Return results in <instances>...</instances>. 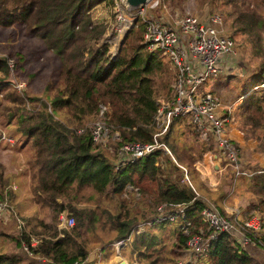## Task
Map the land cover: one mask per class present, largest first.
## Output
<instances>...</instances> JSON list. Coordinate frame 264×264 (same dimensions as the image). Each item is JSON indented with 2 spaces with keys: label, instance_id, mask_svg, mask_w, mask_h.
Here are the masks:
<instances>
[{
  "label": "trees",
  "instance_id": "16d2710c",
  "mask_svg": "<svg viewBox=\"0 0 264 264\" xmlns=\"http://www.w3.org/2000/svg\"><path fill=\"white\" fill-rule=\"evenodd\" d=\"M100 3L112 1L0 0V28L21 25L35 40L36 52L51 53L57 61L46 87L28 93L26 83L17 91L18 57L16 62L0 50V106L5 116L0 122V147L28 151L23 164L27 189L39 209V215L13 211L15 191L0 164V203L6 206L0 224L7 230L0 231V264H18L23 258L18 250L23 248L27 255L41 257L48 264H92L88 255L95 248L128 237L133 226L151 219L162 202L187 205L190 234L210 232L199 212L205 200H212L199 194L200 182H194L195 191L180 187L181 170L159 150L119 170L113 168L119 143L151 141L157 78L165 68L161 57L141 42L140 27L128 31L118 56L109 60L107 43L102 41L106 25L93 22L90 15L91 8ZM231 4L230 27L255 43L259 19L247 9L245 0ZM251 47L257 57L262 54L260 45L259 49L255 44ZM24 54L20 61L27 57ZM263 68L259 61L257 82L263 81ZM260 94L262 99L252 100L250 95L243 100V107L250 109L248 119L258 111L264 114V92ZM102 102L108 106L105 121L110 133L117 132V139L93 143L87 123L94 120ZM183 121L176 119L162 140L193 180L191 164L212 144L198 140L194 129ZM174 126L181 146L170 139ZM252 180L260 190L263 187L264 197V176L255 175ZM126 184L138 188V201L120 195ZM61 217L72 223L61 224ZM263 235L248 237L259 246ZM187 239L177 222L163 221L147 226L130 240L127 249L138 264H174L186 256ZM200 256L202 264H258L227 232L211 240Z\"/></svg>",
  "mask_w": 264,
  "mask_h": 264
},
{
  "label": "built area",
  "instance_id": "2783aa9c",
  "mask_svg": "<svg viewBox=\"0 0 264 264\" xmlns=\"http://www.w3.org/2000/svg\"><path fill=\"white\" fill-rule=\"evenodd\" d=\"M121 2L123 7L115 18L112 31L120 35L130 27L131 21H137L142 27L141 42L148 51L159 53L167 61L172 72V81L168 97L163 100L155 99L156 106L151 117L154 130L151 141L140 143L134 140L119 143L115 149L117 158L113 163L114 170L144 158L155 150L163 152L169 160L175 161L162 136L169 126L179 119L194 129L199 140L210 142L215 155L226 162L235 175H248L247 171L239 168L237 147L228 136L229 106H223L218 96L204 87L207 78L225 73L226 67L221 60L233 55L234 52L235 44L225 32L222 15L211 11L202 15L185 14L174 19H163L150 14L151 10L158 7V0H146L136 7L128 6L125 0ZM11 63L10 59L8 65L11 66ZM259 86L264 87V80ZM14 88L20 91L23 84L15 81ZM107 110L108 106L100 103L98 113L89 125L93 143H106L107 139L111 141L117 139V134L113 135L117 132L110 133V126L105 121L104 115ZM7 141L11 142L10 139ZM179 167L181 170L179 186L186 184L195 191L186 169L181 165ZM125 188H130V191L135 193L133 198H137L135 187L127 184ZM186 208L187 205L179 203H159L151 219L135 224L131 233L140 234L152 223L177 222L181 234L188 236L186 251H189V256L178 259L174 264H192L191 256L204 252L210 241L220 233L233 234L243 246L250 241L248 234L257 237L261 228L258 215H250L241 221H235L220 214L211 202L205 200L199 215L210 232L205 236L200 232L190 234L191 224L185 217ZM5 209L6 206L0 203V215ZM60 219L61 224L72 223L71 219L63 217ZM36 242L37 240L32 244ZM127 242L128 237L112 242L111 247L117 251ZM23 250L27 252L26 248Z\"/></svg>",
  "mask_w": 264,
  "mask_h": 264
},
{
  "label": "rangeland",
  "instance_id": "374dc122",
  "mask_svg": "<svg viewBox=\"0 0 264 264\" xmlns=\"http://www.w3.org/2000/svg\"><path fill=\"white\" fill-rule=\"evenodd\" d=\"M111 1L112 3L97 4L90 10L93 22L104 23L106 25L102 41L107 43L109 60L114 58L119 36L123 35V33L116 35V33L112 31V25L114 24L119 11L123 7V4L121 0ZM158 2V7L150 11V14L153 15V17L159 16L163 19H174L185 14L202 15L211 11L222 15L225 32L232 38L235 48L233 55L224 57L221 60L223 62L222 64L226 67L225 73H222L217 77L207 78L204 87L208 89L213 86L214 89L212 90L215 93L217 92L216 95L221 99V104L223 106H226L228 101L232 102L231 107H233L234 113L236 111L235 115L239 117L240 112L238 113L237 110L239 108L238 103L240 102H238L237 99L234 100L235 93H237V95L239 93L244 94L245 90L250 88L253 84L258 83L257 79H255L257 72L259 71L258 63L259 61L264 63V0H245L247 9L259 19L257 25V33L259 36L256 35L259 40L255 43L253 41L251 42L250 37L246 34L234 31V28L230 27L231 18L228 16V13H230V10L232 9V0H220L217 2L214 0H158ZM138 27L142 29L141 25L134 20L131 21V25L128 29L137 31ZM140 34L142 37V33ZM35 43L36 42L33 38L28 37L24 33L22 26L19 24L8 28H0V50H4V52L11 57L13 56L16 59V62L18 57L19 62L16 63L17 75L15 76L24 86L27 83L28 93L46 87L47 76L52 73L57 66V61L51 53L39 52L38 54L36 52ZM251 44H255L258 49L260 45L262 54L260 53L259 57L255 55V47L252 48ZM24 53H26L27 57L20 61V56L25 55ZM157 54L159 55V53ZM161 59L162 66L165 70L161 71L160 77L157 78V92L155 93L156 100H163L168 97L172 81V72L169 70L170 68L165 62L166 60L162 57ZM262 72V80H264V68ZM1 107L2 106H0V122H3L5 121V116ZM255 113L263 117L259 111ZM92 122L93 121H89L87 123L88 126L91 125ZM180 126L183 127L182 125ZM175 128L176 126L172 129L170 139L176 141V144H179L178 141H182V138L177 137ZM179 130L180 127L178 128V131ZM115 134L117 133H114L113 135ZM183 139L186 140L185 134H183ZM179 145L181 146L182 144ZM27 153L28 151L26 149L23 151L18 146L15 149H10V146L8 148L6 146L0 147V164L3 165L5 173L10 176V184L15 191L13 205L11 206L13 211H17L21 215H30L33 214V212H36L35 214L39 215V209L37 206L33 205L30 193L27 189V176L23 165ZM180 179L181 177H179L178 184H180ZM183 185L187 186L186 184ZM132 186L135 187L134 185ZM120 195L128 199H133L135 193L130 191V188H125ZM139 197H141V195H139ZM134 199H136L135 202L138 201V198L135 197ZM61 216H63V214ZM5 230V227L0 224V231ZM99 234L101 233L99 232ZM257 243L259 246H256L249 241L247 243L249 244L247 245L248 247H245V252L254 259L256 258V261H258L259 258H264V249L261 248L262 246L264 247V242L258 240ZM107 245L108 244L102 249H107L109 246L111 247V245ZM108 253L109 256H112L111 251H108ZM18 254L23 257L18 264H48L41 257L31 256V254L27 255L23 249L18 250ZM131 260H133V256H131ZM257 263L259 264V262ZM200 264H202V262H200Z\"/></svg>",
  "mask_w": 264,
  "mask_h": 264
},
{
  "label": "crops",
  "instance_id": "0c3cea01",
  "mask_svg": "<svg viewBox=\"0 0 264 264\" xmlns=\"http://www.w3.org/2000/svg\"><path fill=\"white\" fill-rule=\"evenodd\" d=\"M261 82L262 81H259L258 83L253 84L250 88L244 91V94L239 93L237 95V93H235L234 100L237 99V101L240 102L238 103L239 108L237 110L238 113L240 112L239 117L235 115L236 111L234 113L233 107H231L232 102L228 101V104L225 106H229L230 109L228 114L230 121L227 125V132L231 141L237 147L239 168L243 171H247L249 174L235 175L231 167L215 155L212 150V146L210 150L202 153L200 159L195 160L191 164L194 169L193 180L192 176L187 174L194 188V182H197V184L200 182L199 194H206V198H210L212 202L215 203L219 211L222 212V215L235 221H241L250 215H258L261 220V228L257 233V237H261L264 234V197H262L263 187L260 190L259 184H254L252 178L255 175L264 176V114L263 117L258 114H253V119H248L246 112H249V109L243 107V100L246 96L248 97L250 95H253L250 98L252 100L256 96L258 98L260 96L262 99V94L260 93L264 92V87L259 86ZM208 89L215 93L212 90L214 89L213 86ZM188 126L190 127L189 124ZM200 141L203 140L200 139ZM203 142L209 143L206 141ZM161 153L165 155L163 152ZM171 162H173L180 169V164H178L176 160H172ZM136 190L137 198L139 199V190L138 188ZM135 236L136 235L130 232L128 235V242L117 251L110 246L109 248L103 250L102 248H95L88 255V259L92 261V264H119L118 262H114V256L118 255L123 264H138L133 261L134 258L131 260V255L127 249L128 245H130V240ZM236 241L239 242L237 238ZM247 245L249 244L242 246L239 243L240 249L244 251ZM108 251L112 252V256H109ZM188 252L189 251H186V256H189ZM202 258L203 257L200 255L194 257L191 256V262L192 264H200V260ZM257 262H259V264H264V258H259Z\"/></svg>",
  "mask_w": 264,
  "mask_h": 264
},
{
  "label": "water",
  "instance_id": "95a60500",
  "mask_svg": "<svg viewBox=\"0 0 264 264\" xmlns=\"http://www.w3.org/2000/svg\"><path fill=\"white\" fill-rule=\"evenodd\" d=\"M146 0H125V3L130 6V7H136L138 5H141L145 2ZM130 29H126V31L123 33V35L121 36V39L118 41V44H117V50H116V54L114 56L113 59H115L117 56H118V53H119V50H120V46L126 36V34L128 33ZM112 59V60H113ZM114 262L115 263H119V264H123V262L120 261V257L118 255L114 256Z\"/></svg>",
  "mask_w": 264,
  "mask_h": 264
},
{
  "label": "bare ground",
  "instance_id": "6f19581e",
  "mask_svg": "<svg viewBox=\"0 0 264 264\" xmlns=\"http://www.w3.org/2000/svg\"><path fill=\"white\" fill-rule=\"evenodd\" d=\"M121 39V36H119V39H118V41ZM118 44V43H117Z\"/></svg>",
  "mask_w": 264,
  "mask_h": 264
}]
</instances>
